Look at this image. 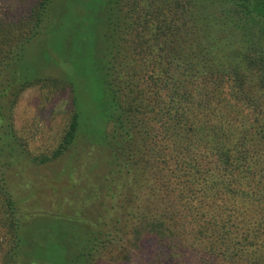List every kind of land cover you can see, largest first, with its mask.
Segmentation results:
<instances>
[{"label":"trees","instance_id":"obj_1","mask_svg":"<svg viewBox=\"0 0 264 264\" xmlns=\"http://www.w3.org/2000/svg\"><path fill=\"white\" fill-rule=\"evenodd\" d=\"M53 5L37 0L26 18L0 22V264H54L42 257L51 240L58 264H264V0H104L87 48L102 144L78 130L65 68L38 54L29 66L24 54L54 22ZM50 63L64 79L44 74ZM35 85L71 92L66 126L38 140L13 125L18 98ZM78 142L106 157L78 171L77 218L23 206L31 192L13 191L25 186V166L60 160ZM122 186L119 225L107 197Z\"/></svg>","mask_w":264,"mask_h":264},{"label":"rangeland","instance_id":"obj_2","mask_svg":"<svg viewBox=\"0 0 264 264\" xmlns=\"http://www.w3.org/2000/svg\"><path fill=\"white\" fill-rule=\"evenodd\" d=\"M36 1L0 0V22L10 23L26 18ZM53 2L54 22L46 31L43 30L40 35L24 46V54L28 57L29 66L36 63L35 55L38 54L41 59L50 60L65 68L72 77L71 82L79 105L78 130L87 134V138H91L93 142L102 144L105 142L103 133L105 115L94 91L95 83H92L98 80L99 76L96 72V63L87 53V48L91 49V44L97 37L96 27L100 24L98 9L104 0H53ZM44 74L55 76L57 79L65 77L62 70L60 71L51 63L48 64ZM70 106L69 88L54 86L42 88L37 85L28 87L18 98L13 114L14 128L20 134L30 136L29 138L35 134L38 140L45 133L44 131L48 130L47 127L60 131L66 126L70 116ZM255 106L253 105L251 109ZM35 145L37 146L38 143ZM103 154L102 147L99 145L87 143L85 146L78 142L75 149L68 150L60 160L46 165L28 164L22 172L25 186L18 193L19 189H15L13 195L18 199L26 196L27 191H30L31 194L27 195V197L30 196L29 200L24 201L22 205L26 206L25 204L31 201L37 202L39 208L33 211L35 214L59 215L75 220L78 216V210L75 207L81 194L79 183L84 181V178H80L78 171L90 167L94 160L102 165ZM80 162L83 165L78 169ZM9 178L7 185H14V177L11 175ZM124 188L126 190V187ZM124 188L122 186L115 192L113 200L109 198L110 196L107 197L110 207L116 205L114 211L110 213L111 221L114 223L120 221L119 225L123 224L122 216L128 204L124 199L127 194L123 192ZM116 199H118L117 204H115ZM4 219L0 200V241L6 234L5 229L2 228ZM105 219L108 221L109 217L105 216ZM50 244V249L45 250L46 253H42V257L58 264L61 261L58 245L60 243L51 240ZM143 248L147 251V255L151 254L146 246ZM39 253L37 251L36 254L39 256ZM2 258L0 249V262Z\"/></svg>","mask_w":264,"mask_h":264}]
</instances>
